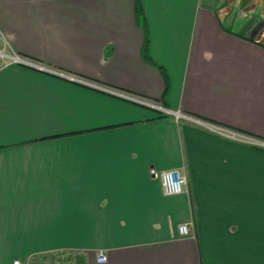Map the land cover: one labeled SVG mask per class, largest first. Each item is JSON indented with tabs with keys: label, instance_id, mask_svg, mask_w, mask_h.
<instances>
[{
	"label": "crops",
	"instance_id": "obj_1",
	"mask_svg": "<svg viewBox=\"0 0 264 264\" xmlns=\"http://www.w3.org/2000/svg\"><path fill=\"white\" fill-rule=\"evenodd\" d=\"M230 9L0 0V264H264V149L12 62L264 141V46ZM172 169L188 180L178 196L153 178Z\"/></svg>",
	"mask_w": 264,
	"mask_h": 264
},
{
	"label": "built area",
	"instance_id": "obj_2",
	"mask_svg": "<svg viewBox=\"0 0 264 264\" xmlns=\"http://www.w3.org/2000/svg\"><path fill=\"white\" fill-rule=\"evenodd\" d=\"M0 57L2 59H5L7 58V55L4 52L0 51ZM12 62H14L15 64L23 65V66L38 70L46 74H50L52 76L66 79L67 81L77 83L79 85H83L87 88L99 91L101 93L127 101L129 103L139 105V106H142L148 109H152L158 112V114H160L161 116H173L177 120H187V121L196 123L200 125L201 127H203L206 131L212 134L218 135L222 138L228 139L230 141H236L239 143H244V144H248L254 147L264 149V141L238 133L232 129H228L221 125L198 119L194 116H191L186 113H182L180 111L174 112V111L167 110L162 106L161 103L148 99L146 97L138 96L133 93L118 90L112 87H108L100 83H97V82H94L88 79H84V78H81L75 75H71V74H68L60 70L52 69L44 65H41L35 61L29 60V59H26L20 56L12 57ZM153 178L160 181L164 194L166 196L181 195L185 192V188L188 185L187 177L183 175L177 169L161 171V172L154 171ZM192 227H193L192 222L181 224L178 228L180 236L193 237L194 235L192 234ZM106 261H107V258H106L105 253L103 251H100L98 253V262L106 263ZM12 264H24V263L20 260H15L13 261Z\"/></svg>",
	"mask_w": 264,
	"mask_h": 264
},
{
	"label": "water",
	"instance_id": "obj_3",
	"mask_svg": "<svg viewBox=\"0 0 264 264\" xmlns=\"http://www.w3.org/2000/svg\"><path fill=\"white\" fill-rule=\"evenodd\" d=\"M227 2L232 6L236 0H227ZM241 10L250 14L251 19L240 35L264 46V0H243ZM249 31L251 35H247Z\"/></svg>",
	"mask_w": 264,
	"mask_h": 264
},
{
	"label": "rangeland",
	"instance_id": "obj_4",
	"mask_svg": "<svg viewBox=\"0 0 264 264\" xmlns=\"http://www.w3.org/2000/svg\"><path fill=\"white\" fill-rule=\"evenodd\" d=\"M239 1H240V0H238V1L236 2V4L234 3V4L231 6L230 12L228 13L229 15H231V16H235L236 13L238 12V9H239L240 13L242 12V11L240 10L242 3L240 4ZM2 52H3V51H2ZM13 57H16V56H13ZM185 121H187V120H185ZM189 122H190V121H189Z\"/></svg>",
	"mask_w": 264,
	"mask_h": 264
}]
</instances>
